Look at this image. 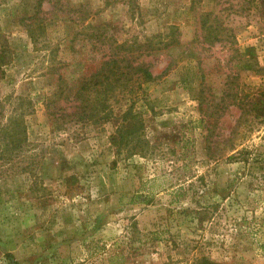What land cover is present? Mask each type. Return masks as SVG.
<instances>
[{"label":"rangeland","instance_id":"374dc122","mask_svg":"<svg viewBox=\"0 0 264 264\" xmlns=\"http://www.w3.org/2000/svg\"><path fill=\"white\" fill-rule=\"evenodd\" d=\"M124 43L157 79L74 115ZM0 56V264H264V0H0Z\"/></svg>","mask_w":264,"mask_h":264},{"label":"trees","instance_id":"16d2710c","mask_svg":"<svg viewBox=\"0 0 264 264\" xmlns=\"http://www.w3.org/2000/svg\"><path fill=\"white\" fill-rule=\"evenodd\" d=\"M147 44V52L156 50V45H152L151 42ZM135 46H138V44L133 43L130 46L125 43L121 45L117 44L112 48L117 53H110L96 72L91 73L89 76H84L80 83V88L73 99L77 103L74 115L90 119H94L95 115L98 116L97 118H100L101 114L102 116H106L105 114H108L107 111L110 109L108 104L109 94L113 88L128 85L134 76H138V78L148 82H153L157 79L148 65L144 62H138L141 57L134 56ZM139 49L143 48L140 46ZM3 58V56H0V71L2 70L3 61L1 62V59ZM260 108L264 109V102H262ZM135 116V112L133 113V110L130 108L123 116V125L117 129L116 136L112 139L113 146L117 149L118 155L123 151L144 155L149 148V144L144 137L143 121ZM132 120L134 121L132 122ZM132 142L135 144L130 146ZM8 257L14 260L12 255H8ZM200 264L214 263L208 259H203Z\"/></svg>","mask_w":264,"mask_h":264}]
</instances>
